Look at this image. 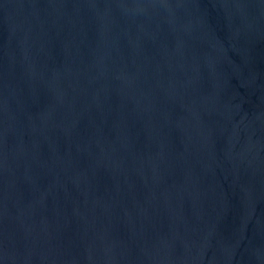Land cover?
Wrapping results in <instances>:
<instances>
[{
	"label": "water",
	"instance_id": "95a60500",
	"mask_svg": "<svg viewBox=\"0 0 264 264\" xmlns=\"http://www.w3.org/2000/svg\"><path fill=\"white\" fill-rule=\"evenodd\" d=\"M0 264H264V0H0Z\"/></svg>",
	"mask_w": 264,
	"mask_h": 264
}]
</instances>
